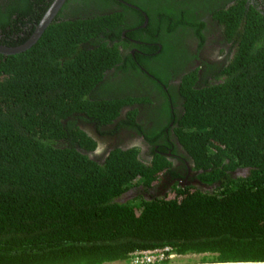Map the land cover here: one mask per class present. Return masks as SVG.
I'll list each match as a JSON object with an SVG mask.
<instances>
[{"label":"trees","instance_id":"obj_1","mask_svg":"<svg viewBox=\"0 0 264 264\" xmlns=\"http://www.w3.org/2000/svg\"><path fill=\"white\" fill-rule=\"evenodd\" d=\"M52 1L0 0V45L24 44ZM94 3L66 0L35 45L0 55V264H132L134 253L162 248L176 259L153 264H264V14L250 0L222 11L233 58L216 84L182 79L173 132L205 188L128 199L170 163H144L138 149L89 157L95 143L79 121L107 124L131 103L104 93L114 92L105 77L116 73V36L128 26ZM163 12L151 13L160 62L173 33L197 25L169 0Z\"/></svg>","mask_w":264,"mask_h":264},{"label":"flooded vegetation","instance_id":"obj_2","mask_svg":"<svg viewBox=\"0 0 264 264\" xmlns=\"http://www.w3.org/2000/svg\"><path fill=\"white\" fill-rule=\"evenodd\" d=\"M105 1L95 0L94 9L97 12L112 9L117 17H124L128 28L120 29L116 36V50L120 57L116 73L113 69L105 77L108 83H114V92L107 90L104 93L115 100L129 98L131 103L119 109L117 117L107 124L89 119L88 122L79 121L81 129L95 143L89 157L102 160L116 149H138L137 158L144 163L151 164L155 156L168 160L170 168L161 172L156 183L147 190L141 186L130 189L123 195L128 199L164 197L178 187L205 188L197 179L200 170H195L173 132L176 118L184 113L180 86L184 76L190 74H195L194 84L197 86L204 82L217 83L216 74L229 64L237 47L219 15L240 0H169L181 10V17H193L197 25L173 33L171 48L167 47L161 62L153 60L155 54L162 53L163 45L151 41V25L154 23L151 13L154 12L157 19L164 18L167 15L163 12L166 0H113L108 7ZM241 1L247 10L249 0ZM250 1L253 8L264 14V0ZM156 34L166 36L165 33ZM148 70L155 71L161 81ZM131 77L135 80H130ZM166 111L173 118L170 122ZM147 134L150 138L145 137Z\"/></svg>","mask_w":264,"mask_h":264},{"label":"water","instance_id":"obj_3","mask_svg":"<svg viewBox=\"0 0 264 264\" xmlns=\"http://www.w3.org/2000/svg\"><path fill=\"white\" fill-rule=\"evenodd\" d=\"M65 1L66 0H53L52 3L49 5L45 14L39 21L34 32L29 37V39L24 44L14 48H8L0 45V55L10 56V55L20 54L22 52L27 51L33 45H35L37 41L41 38L46 28L54 20V18L56 17L62 6L64 5Z\"/></svg>","mask_w":264,"mask_h":264},{"label":"built area","instance_id":"obj_4","mask_svg":"<svg viewBox=\"0 0 264 264\" xmlns=\"http://www.w3.org/2000/svg\"><path fill=\"white\" fill-rule=\"evenodd\" d=\"M169 248L155 249L151 251L136 252L132 255V264H153L155 262L166 259V255L169 254L167 259H176L175 255L170 254Z\"/></svg>","mask_w":264,"mask_h":264}]
</instances>
